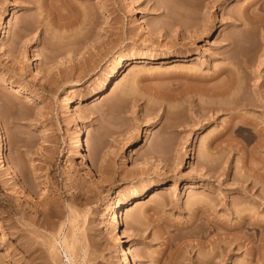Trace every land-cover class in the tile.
<instances>
[{"label": "rangeland", "instance_id": "1", "mask_svg": "<svg viewBox=\"0 0 264 264\" xmlns=\"http://www.w3.org/2000/svg\"><path fill=\"white\" fill-rule=\"evenodd\" d=\"M2 141L0 264H264V0H0Z\"/></svg>", "mask_w": 264, "mask_h": 264}, {"label": "bare ground", "instance_id": "2", "mask_svg": "<svg viewBox=\"0 0 264 264\" xmlns=\"http://www.w3.org/2000/svg\"><path fill=\"white\" fill-rule=\"evenodd\" d=\"M154 58H166L168 60H170V62H175V61H178L179 58L177 56H166L164 55L163 57H154ZM132 64V61L131 60H125V61H120L119 63H117L112 69L111 71H109L108 73H106L101 79L100 81L98 82L97 86L95 89L89 91L86 95L85 98H83V100H91L93 99L94 97H97V96H101L102 94H104L107 89H108V86L109 84L112 82L113 78H115L116 76H118L121 72V70L123 68H126L127 66H130ZM4 84H7L8 82L4 81L3 82ZM228 87V86H227ZM225 92V91H224ZM218 93V92H217ZM221 93V92H220ZM227 93V92H225ZM222 95V94H221ZM231 95V94H230ZM226 96V95H225ZM228 96V95H227ZM232 96V95H231ZM238 96V95H237ZM234 97V95H233ZM240 97V95H239ZM221 98V97H220ZM231 98V97H230ZM246 99L248 97H245ZM237 99V98H236ZM244 99V98H243ZM75 101L74 98H68L67 101H66V104H65V108H72L73 107V102ZM218 101H222V100H219ZM240 101V100H239ZM230 102V101H229ZM241 102V101H240ZM231 103V102H230ZM233 103V102H232ZM239 103V102H238ZM237 103V104H238ZM253 103V102H252ZM240 104V103H239ZM247 104V103H246ZM250 104V102L248 103ZM254 104V103H253ZM222 105V104H221ZM220 105H218L219 107ZM225 106V105H224ZM255 107V106H254ZM241 114V113H240ZM238 113H234L232 114L231 116L234 118V117H238L239 118V123L241 122L242 125L246 124H252L253 126L254 125V122H251L249 120L251 119H247L245 118L244 116L240 115ZM244 115V114H243ZM233 121V120H232ZM238 123V124H239ZM252 126V127H253ZM239 128L242 127V126H238ZM256 127V126H255ZM262 128L258 129V132L259 130H261ZM255 130V128H254ZM256 130V131H257ZM257 132V133H258ZM84 133H85V130H83V128H79L78 129V132H77V139H76V142H75V148L79 151H84V142H83V136H84ZM261 133V131L259 132ZM6 149V145L4 143V141L1 142L0 144V155H1V158H2V161L4 162L6 160L5 158V151ZM155 188V189H154ZM158 188L157 185H155L153 188H144L141 193H139L138 195L136 196H132V197H128L126 198L124 201L125 202H121L119 201L118 199H116L114 196H109L107 198V201L105 203V209L107 211V213L109 214V216L112 218L113 220V225L115 227V229L117 230H121L123 227H124V220H122V217L120 215V207L122 206H125V207H129L130 205H132L133 203L136 204L138 202H140L144 196L149 192L151 191L152 189L153 190H156ZM152 190V191H153ZM10 251H16V249L14 247H10ZM115 254H116V257L119 258L122 262V264H135V262L132 261V257L127 253L126 251V248L123 246V244H119L117 246V248L115 249Z\"/></svg>", "mask_w": 264, "mask_h": 264}]
</instances>
